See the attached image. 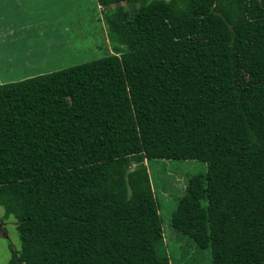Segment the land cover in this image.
Wrapping results in <instances>:
<instances>
[{"label": "trees", "instance_id": "1", "mask_svg": "<svg viewBox=\"0 0 264 264\" xmlns=\"http://www.w3.org/2000/svg\"><path fill=\"white\" fill-rule=\"evenodd\" d=\"M92 1L103 54L69 62L60 29L69 65L0 84L6 264H264V0ZM130 156L204 164L169 215L180 263Z\"/></svg>", "mask_w": 264, "mask_h": 264}, {"label": "rangeland", "instance_id": "2", "mask_svg": "<svg viewBox=\"0 0 264 264\" xmlns=\"http://www.w3.org/2000/svg\"><path fill=\"white\" fill-rule=\"evenodd\" d=\"M0 38H4L8 36L11 33H22L23 31L27 30L28 32H31L29 36V40L33 41L32 35L37 37L38 34H42V26L41 23L36 21V18L38 19L37 15L39 12H47L50 13L48 17L51 18L52 27L56 28L57 33H59L60 29H62V34L66 36V38H70L75 31L72 30V26H79V29H77V33L79 34V37H75L73 40V46H75V49H81V52L79 54V60H90L95 58V56H100L102 53L98 51V49L89 52V40L86 41L83 40L82 37L86 38L87 32H93L95 34V41L98 42V39L100 38V34L102 36V32H100L99 25H102L100 22L101 14H100V6L95 5V11L92 17L88 15H80V17L76 18L73 15V19H70L67 13L61 14V12H65L66 8H73L77 7V10H80L81 8H84L86 5V1L88 0H0ZM4 1H13L12 4H9L8 6L5 5ZM23 1H31L30 7L32 8V12L28 11L30 13L29 15H26L28 17H31L32 24L30 25V29H22L21 26L18 24L20 22L19 20L15 19V15L17 16L22 15L20 13L24 12L26 7L30 8L28 6L29 2H23ZM4 2V3H3ZM42 2V3H41ZM140 1L139 0H132V1H121L117 4H113L109 6V8H113L116 5H121L126 11L132 12L135 8L138 7ZM27 4V5H26ZM9 10H16L15 13H11ZM39 10V12H38ZM41 14V13H40ZM70 14V12H69ZM35 19V20H34ZM30 19L24 18V22L28 23ZM23 21V20H22ZM34 23V24H33ZM7 24H15V27L8 26ZM47 24V23H45ZM65 25H68L65 27ZM65 27V29H64ZM46 35H49V28L46 30ZM11 32V33H9ZM103 41H107V39L103 36ZM104 45H101L103 48ZM107 49H109L108 46L105 45ZM92 47L90 48L91 51ZM76 50V51H78ZM78 53V52H77ZM92 53V54H91ZM24 56L30 58L31 55L27 52L22 51L20 55H17V57ZM54 61L59 63V61L56 59L57 54L54 53ZM70 58H73L71 54L69 55ZM68 57V56H67ZM45 61V59H42L41 61ZM42 62L39 66L45 64L50 65L49 61ZM78 61V60H74ZM15 72V71H14ZM10 71H6L1 68L0 66V79L5 78L6 76H13V75H5L9 74ZM16 73V72H15ZM20 75V71L17 72V76ZM140 165H144L145 171L148 175V181L149 185L158 201V212L161 216V222H162V243L164 245L165 250L170 255V258L174 260V262H181L182 261V251L181 246L184 247V241L178 242L174 238V234L171 233L169 227H168V221H169V215L170 211L175 203V199L179 196L181 190L183 189V186L185 184V179L187 176L191 175L192 173L199 172L204 170V164L195 161V160H162V161H156L154 163L148 162L146 159L137 160L133 156L129 157L128 164L126 166L125 172L131 171L135 168H138ZM129 193H127V196ZM3 210L2 207H0V216L2 215ZM15 220L12 218V216H8L6 219L1 220L0 226L1 234L4 236H0V264H6L8 261L11 252L9 247H12V249H18L19 248V239L17 236V233L14 228ZM5 238V239H4ZM189 252H191V249H189L188 253L186 254V257L188 256ZM203 257V258H202ZM202 257L200 258L202 260L196 262L195 264H204L207 263L208 254L206 252H203Z\"/></svg>", "mask_w": 264, "mask_h": 264}, {"label": "crops", "instance_id": "3", "mask_svg": "<svg viewBox=\"0 0 264 264\" xmlns=\"http://www.w3.org/2000/svg\"><path fill=\"white\" fill-rule=\"evenodd\" d=\"M5 5H9L12 4L13 1H4ZM3 2V3H4ZM23 2H29L28 6L30 7V2L31 1H23ZM42 3V2H41ZM1 4V1H0ZM27 5V4H26ZM95 5H98L96 3V1H92V0H88L86 1V5L84 6V8H81L80 10H77V7H73V8H66L65 12H61V14L67 13L68 16L66 17H70V19H73L72 15L74 17L78 18L80 17V15H87L89 13V16L92 17V15L94 14L95 11ZM99 6V5H98ZM101 8V7H100ZM26 9L24 12L20 13L22 15L17 16V14L15 15V19L19 20L20 22H18V24L21 26L22 29H30V25L32 24L31 17H28L26 15H29L32 12V8H28L26 7ZM11 13H15L16 10H9ZM28 11H30V13H28ZM39 12V10H38ZM70 12V14H69ZM41 13V14H40ZM50 13L47 12H39L36 18V21L41 23L42 26V34H38L37 37L36 35L33 36V41L29 40V36L31 34V32H28L27 30L23 31L22 33H11L8 36L4 37V38H0V66L2 69L6 70V71H10L9 74H5V75H13V76H6L3 79H0V84L1 83H5V82H12V81H16V80H20L23 78H29L35 75H39V74H44V73H48L54 70H57L60 67H65L67 65H69V62H84V60H79V55L82 53L81 49H79L78 51H75V55L73 58H69V62L67 63H63V61H60L58 64L57 62L54 61V56L52 55L53 52H58L60 50L61 47V43H69L70 41H68V39H63L60 40L58 39L59 35H61V30L59 31V33L55 32L56 28L52 27V25H50L51 23V18L52 17H48ZM24 18L30 19L28 21V23L24 22ZM23 20V21H22ZM35 20V19H34ZM47 23V24H45ZM34 24V23H33ZM9 27H15V24H7ZM68 26V25H67ZM72 30L75 31L74 33V37L78 36L80 33H77V29L79 28L78 26H74L71 25ZM78 27V28H77ZM49 28L50 32V38L46 35V29ZM77 28V29H76ZM65 29V27H64ZM1 34V33H0ZM89 32H87V36H89ZM84 41H86V38L82 37ZM91 46V45H90ZM24 51L27 52L31 55L30 58H26L24 56H20L17 57V55H20V53ZM76 52H78L76 54ZM42 59H45L44 62L49 61L50 65L48 64H43L41 66H39L43 61H41ZM74 60H78V61H74ZM68 61V60H67ZM67 64V65H66ZM16 73H15V72ZM20 71V75L17 76V72ZM3 214V213H2ZM7 218V217H6ZM3 218L2 215L0 216V224H1V220L6 219ZM2 226H0L1 229ZM0 236L4 237L1 234L0 231ZM5 239V238H4ZM10 249V247H9Z\"/></svg>", "mask_w": 264, "mask_h": 264}]
</instances>
